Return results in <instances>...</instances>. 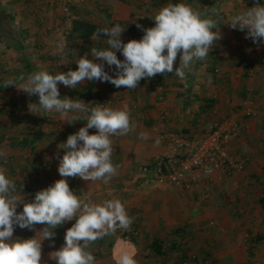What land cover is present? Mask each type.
Masks as SVG:
<instances>
[{"label": "crops", "instance_id": "crops-1", "mask_svg": "<svg viewBox=\"0 0 264 264\" xmlns=\"http://www.w3.org/2000/svg\"><path fill=\"white\" fill-rule=\"evenodd\" d=\"M197 1L187 0L184 3L193 4V8H196ZM91 4L93 6L91 9L100 6L104 12L112 14L114 25L119 24L122 28L126 23L136 25L132 22L135 7L131 3L129 5L121 0H93ZM52 6L51 0H0V85L8 79L21 83L18 79L21 75L26 78V75L34 72L27 63V52L29 47L43 40L40 29L43 19L33 17V13L38 7L46 14ZM46 16L52 15L49 12ZM75 17L91 22L85 17V2L78 6ZM51 21L59 23L54 17ZM94 23L111 27L105 20ZM228 26L230 28V25ZM126 28L128 33L125 30L121 33V40L124 43L136 37V33H132L128 26ZM239 30L235 28V33ZM245 31L248 30L244 29L242 32ZM246 35L247 33L242 35L236 33L235 36L234 34L227 36L229 41L226 43L232 42V51H225L224 55L222 52L214 51L212 56L214 61L224 66L222 68L224 74L219 81L214 79L212 82L210 78L209 81L205 80L206 82L200 81L196 75V73L200 75V70L196 68L193 73L187 74L184 80L175 73L168 76L162 86H155L154 77L141 79L135 90H128L123 86L117 88L110 82L100 81H89L83 86L87 95L85 104L89 108L92 104L107 99L109 100L107 107L127 110L134 125L133 131L128 135L111 137L114 148L111 159L118 168L116 175L110 180L105 183L85 181L79 177L66 178L74 194L80 195L88 202L102 203L105 200L119 199L128 215L137 223L135 234L129 238L123 237V234L130 233L131 228L127 230L118 228L114 233L93 243L88 250L94 255L95 264H118L120 256L125 252L131 254L137 264H144L142 249L146 246L149 248L155 239L164 240L166 245H187L185 236L199 234L202 226L211 218L221 219L222 229H225L223 235L231 234V237L226 236V239L229 238L226 245H235L233 240L231 241L235 232L230 220L234 212L227 213V209L221 211L222 208L219 207L224 203L220 198L240 187L247 172L253 169L252 165L233 177L216 176L213 179L208 186L215 195L212 197L211 211L199 205L203 188L188 192L168 181H160L153 173H144L142 168L174 154L175 149L172 146L160 141L163 133L182 132L193 136L199 130L200 124L197 122L201 121V117L209 115L213 117L216 113L224 117L221 119H238L243 130L240 137L230 144V151L240 160L247 156L243 162L252 159L248 155L250 151L247 145L248 139L252 136L249 134L251 131L250 123L247 122L249 119L235 114L233 108L247 102L251 95H257L256 105L264 107V42L254 43L251 38H246ZM97 47L100 50L107 48L106 40L98 42ZM83 50L85 53V49ZM118 53L120 55L121 52L117 51V57ZM91 58L94 62H100ZM11 59L17 60L16 66L10 65ZM104 63L105 71L114 77L115 66L109 68L106 62ZM195 64L202 63L197 61ZM76 69L77 67L73 65V70ZM9 74L14 75L11 77ZM99 82L101 85L98 86ZM10 87L9 91L0 92V102H4V105L11 104L12 112H16L17 116L11 115V112L0 114V153H3L0 155V168L5 169L7 177L19 186L18 193L21 189H30L28 193L20 194L25 202H31L36 192L62 178L58 172V165L64 150L58 148V145L65 143L70 134H75L84 127L86 121L77 120V127L64 132L52 129L51 123L63 120L62 117L55 111L53 116L29 112V109H25L26 105L38 103L39 98L34 95L26 99L27 93L14 86ZM99 88L101 90L97 93L98 98L93 99L91 94ZM18 92L23 94L19 97ZM201 92L208 95L201 96ZM207 99L215 102L214 107L211 111L203 113L201 108ZM83 115L79 113L78 116ZM42 124L45 125L42 127ZM95 133L96 129H89V134ZM140 133H146L148 139H140ZM6 137H10L11 141H6ZM24 139L31 142V147L17 145ZM12 143H16V146ZM22 210L23 205H18L17 213ZM74 223L75 219L53 229L54 242L48 239L42 241L41 264H52L50 253L64 244L66 230ZM43 227L44 225L37 224L34 230H29L14 226L13 238H32L36 231ZM194 241L197 244V241ZM95 248L100 249L101 253L95 255ZM103 259L105 260L102 262Z\"/></svg>", "mask_w": 264, "mask_h": 264}, {"label": "clouds", "instance_id": "clouds-1", "mask_svg": "<svg viewBox=\"0 0 264 264\" xmlns=\"http://www.w3.org/2000/svg\"><path fill=\"white\" fill-rule=\"evenodd\" d=\"M154 27L143 29L140 40L124 43L119 24L96 29L91 39L106 37L105 49L91 48V56L77 59L76 70L50 74L46 70L21 75L17 80L8 79L4 87L14 86L28 96L38 95V103H29V112L42 115L53 111L61 114L64 121L72 123L86 121L75 134H70L65 143L58 145L64 150L59 158L58 172L62 177L47 188L36 192L34 200L25 202L17 192L15 182L0 168V264H41L42 241L54 242L53 229L75 219L66 230L64 244L50 253L56 264H95L90 246L118 228L127 230L133 223L124 204L119 199L92 203L74 194L66 178L79 177L85 181L110 180L117 173L118 166L112 162L114 151L113 136H126L133 131L130 113L127 110L96 106L89 108L82 100L61 98L58 83L76 88L88 81L110 82L115 87L135 90L141 79H151L157 74L175 73L181 80L193 73L197 61L205 60L215 42L221 38L219 24L223 19L222 10L215 7L211 12H200L186 3H168L152 17ZM228 24L241 31L247 29L246 38L254 43L264 42V5L257 3L252 8L231 16ZM138 28L142 26L137 24ZM216 29V31H213ZM58 48L63 52L65 45ZM119 51L124 59L117 58ZM179 55V67L174 62ZM115 65V76L105 71ZM69 113H82L83 117ZM44 116V115H42ZM96 129L89 134V129ZM146 140V133H140ZM159 141H157L158 143ZM3 155V153H0ZM23 205L17 213L18 205ZM44 225L29 239L13 238L14 226L34 230L35 225ZM118 264H137L134 257L125 252Z\"/></svg>", "mask_w": 264, "mask_h": 264}, {"label": "rangeland", "instance_id": "rangeland-1", "mask_svg": "<svg viewBox=\"0 0 264 264\" xmlns=\"http://www.w3.org/2000/svg\"><path fill=\"white\" fill-rule=\"evenodd\" d=\"M51 1L53 6L46 14L38 7H36L33 13V17H40L43 19L40 28L43 40L28 48L29 52H27V63L33 68V71L46 70L50 74H56L58 72L66 73L69 70H73V65L78 67L76 62L80 57L87 54V58L92 59L91 48L95 47L97 42L92 40L87 43H79L78 41L70 40L69 33L71 31L72 17L75 18L76 13L72 12L73 14L71 17L67 16L57 5L56 0ZM121 1L127 2L129 5L131 3L133 4V7H135L133 9L134 14L132 22L136 25L139 24L142 27L137 29L136 37L133 39L140 40L144 35L143 29L155 26V21L152 17H154L162 6H165L168 3H184L187 0H182L183 2L179 0ZM84 2L85 17L89 18L91 22H100L101 20H105L110 23L111 27L114 26L112 14L108 11L104 12L100 9V6H94V9H91L93 8L91 4L93 0H85ZM84 2L83 0H75L74 8L78 9V6L82 5ZM257 3L264 5V0L197 1V5L195 6L196 8H194L197 11L211 12L212 8L215 7L217 9H221L223 15V19L220 21L221 24H219L221 38L215 42L209 56L205 60L198 61L202 64L194 65V69L197 68L198 71L200 70V75L199 73H196L200 81H209L208 79L210 77H214V79L218 81L221 80L224 74L222 72V68H224V66L214 61V58L212 57L214 51H218V53L222 52L223 55L225 51H232V42L226 43V41H229L227 36L231 34H234L235 36L236 33L242 35L248 32L245 31L244 33L239 30V32L236 31L235 33V29L227 23L228 19L235 14L246 11L247 8L256 6ZM190 5L193 7V4ZM49 12L52 16L47 17L46 15ZM53 17L57 19L59 23H52L51 19H53ZM144 17L147 19H144ZM228 25H230V28ZM126 27L127 26L124 27V30L128 33V29ZM213 31H216V29H213ZM61 43L65 45L63 52H61L58 48V45ZM83 49H85V53H83ZM179 55L180 54H178L176 62H174V68L179 67ZM117 58L122 59L121 61L124 59L123 55H119V53ZM10 65L16 66L17 60L11 59ZM114 66L115 65L112 67ZM216 70H218V72H216ZM13 75L14 74H9L11 77H13ZM88 82L89 81L86 79L82 84L77 85L76 88H68L63 84L58 83L61 98L67 96L70 99H79L85 103V97L87 98V95H85L83 86ZM101 83L99 82L98 86L101 85ZM100 90V88L99 90L96 89L95 92L91 94V96L93 95V99L98 98L97 93H99ZM22 94L23 93L18 92L17 96L20 97ZM203 95L207 96L208 93L201 92V96ZM35 96L38 97V95ZM32 97H34V95H27L25 98L27 99ZM257 99V95H251L248 100L261 111V116L257 118H247L239 115L244 103L241 106L233 108V112H235V114L241 118L249 119V121H247L248 124L250 123L249 130L251 129L249 134L252 135L251 138L248 139L249 143L247 144L250 151V154L248 155H250L252 159H250V161L243 162V159L245 160L247 156H245V158L243 157V159L239 156L244 164L243 172L246 168H248V166H253V169L247 172L246 178L240 187L233 190L230 194H227V196L222 195L223 197L220 198L224 203L223 206L221 205L222 207H219L220 209L222 208L221 211L227 209V213H229V211L234 212V215L230 220L232 221V228L235 232L233 236L234 239H231V241L233 240V244L235 245H226V243H229V238L226 239L227 235H223L225 229H222V223H220L221 219L211 218L202 226L203 229L199 234L185 236L188 241L187 245H179V251H172L171 245H167L168 253L164 258L156 257L148 246L144 247L141 252L144 264H183L180 260V255L182 254H185L188 258L185 264H264V209L261 204L264 191V107L261 108L256 105ZM108 101L109 100L104 99L99 103L96 102L92 104L90 108L96 106L107 107V105H109ZM25 109H28V105H26ZM10 112L11 115H16V112H12L11 104L4 105V102H0V114H8ZM43 115L53 116L54 111L46 114L43 113ZM58 115L61 116L60 113H58ZM70 115L78 116L79 113H69V116ZM221 118L224 117H220L217 113L213 117L210 115L201 117V121L197 122L200 124L199 130L196 131L193 136L181 133L192 138L197 137L198 135H203L207 133L211 126ZM62 119L63 120L58 121L57 123H51V128L64 132L67 129L69 130L70 128H75L78 125V121L68 123L64 121V117H62ZM44 125L42 124V127ZM246 130H248V128H246ZM59 136L61 137L60 134ZM8 140L11 141L10 137H6V141ZM58 140L60 141L59 138ZM211 191L212 189L209 192L211 197L206 200L201 197L199 202V205L201 204L200 206H203L210 211L213 210L212 197L214 198L215 196ZM203 193H205V190ZM218 197L220 196L218 195ZM229 236L231 237V234L227 237ZM123 237L125 236L123 235ZM197 238L199 239L197 240ZM194 240L197 241V244H195ZM94 252L96 255L98 252L101 253V250L95 248ZM104 260L105 259H103L102 262Z\"/></svg>", "mask_w": 264, "mask_h": 264}, {"label": "built area", "instance_id": "built-area-1", "mask_svg": "<svg viewBox=\"0 0 264 264\" xmlns=\"http://www.w3.org/2000/svg\"><path fill=\"white\" fill-rule=\"evenodd\" d=\"M56 2L67 16H72L75 0ZM239 115L257 118L261 116V111L251 101H247L242 105ZM241 132L238 119L226 118L215 122L207 133L194 138L182 133H163L160 141L172 146L174 154L144 166L142 171L153 173L160 181H168L188 192L203 188L205 193L202 199L206 200L210 196L208 186L216 176L230 178L244 170L243 162L229 148ZM130 228V233L123 234L125 237L135 234L137 223L134 219ZM52 264L56 262L53 260Z\"/></svg>", "mask_w": 264, "mask_h": 264}, {"label": "trees", "instance_id": "trees-1", "mask_svg": "<svg viewBox=\"0 0 264 264\" xmlns=\"http://www.w3.org/2000/svg\"><path fill=\"white\" fill-rule=\"evenodd\" d=\"M72 11L74 13H76V9L72 8ZM126 26L129 27L130 31L132 33H136L137 32V25H130L129 23L125 24ZM104 27H108L106 25H102V24H98V23H94V22H90L87 20H83V19H79V18H74L71 24V31L69 33V37L70 40L73 41H80L82 43H87L92 41L91 39V35L92 33L98 29V28H104ZM106 40V37H101L99 40H96V45L95 48L99 49V47H97L98 42H102ZM173 73H168L167 75H156L154 78V84L155 86H162L165 82V80L168 78V76L173 75ZM210 80L213 82L214 81V77H210ZM11 87H4V84L0 85V92H7L10 90ZM214 101L207 99L204 101V104L201 108L203 113H207L208 111H211L214 107ZM12 145L16 146V143H12ZM17 145L22 146V147H31V142H29L28 140L24 139L22 142H19ZM16 185V184H15ZM16 189L17 191H19V186L16 185ZM30 191V189L28 188H24L20 190V193H28ZM262 208L264 209V191H263V197H262ZM259 241V239H258ZM150 250L152 251V253L156 256V257H160V258H164L167 256L168 253V246L165 244L164 240H160V239H155L153 241V243L149 246ZM179 245H171V249L172 251H179ZM180 260L183 264H185L188 260L187 256L185 254L180 255Z\"/></svg>", "mask_w": 264, "mask_h": 264}]
</instances>
